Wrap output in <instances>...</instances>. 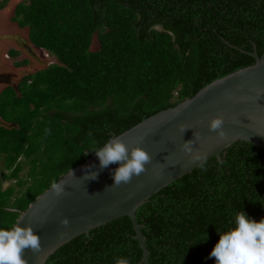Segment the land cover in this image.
<instances>
[{
  "label": "trees",
  "instance_id": "1",
  "mask_svg": "<svg viewBox=\"0 0 264 264\" xmlns=\"http://www.w3.org/2000/svg\"><path fill=\"white\" fill-rule=\"evenodd\" d=\"M8 3L0 1V12ZM12 21L55 62L0 92L1 180L15 181L0 188L5 229L92 149L254 65L253 54L264 56V0H26ZM237 211L264 218V150L243 141L137 210L149 264H215L217 230L234 227ZM135 236L122 217L72 240L46 264H140Z\"/></svg>",
  "mask_w": 264,
  "mask_h": 264
},
{
  "label": "water",
  "instance_id": "2",
  "mask_svg": "<svg viewBox=\"0 0 264 264\" xmlns=\"http://www.w3.org/2000/svg\"><path fill=\"white\" fill-rule=\"evenodd\" d=\"M31 52V47L25 45ZM256 63L217 79L200 90L193 98L163 110L118 136L129 149L139 145L152 157L147 171L134 176L128 184L111 187L113 172L119 163L100 167L96 154L80 166L67 172L57 183L63 184L59 196L49 188L19 217V226L31 225L39 237L41 249L33 254L25 250L22 258L27 264H46L50 256L81 235L108 223L129 217L135 238L143 250L140 264H149V251L137 210L155 194L180 178L192 173L233 144L243 141L264 150V56L253 54ZM224 118L225 139L209 131V121ZM187 129L182 133L178 125ZM200 139L193 145L199 159H192L181 149L185 141ZM111 140V139H110ZM89 172L97 179L89 180ZM67 218L69 224L61 221Z\"/></svg>",
  "mask_w": 264,
  "mask_h": 264
},
{
  "label": "clouds",
  "instance_id": "3",
  "mask_svg": "<svg viewBox=\"0 0 264 264\" xmlns=\"http://www.w3.org/2000/svg\"><path fill=\"white\" fill-rule=\"evenodd\" d=\"M223 125L224 118L216 116L209 121L208 128L209 131L216 132L220 139H225ZM178 129L183 133L187 127L180 124ZM46 132L50 133V129H46ZM193 136V140L185 141L180 147L195 160L200 156L194 152L193 145L200 139V135L194 132ZM91 152L98 157L101 168H106L110 164H120L113 172L114 183L111 187L130 183L134 176L146 172V165L152 161L150 154L138 144L129 149L118 136L105 142L102 147L92 149ZM70 173L73 175L71 169ZM97 175L96 172H89L85 176L89 180H95ZM50 187L58 196L64 190L63 184L55 180L51 182ZM61 224L67 226L68 219L65 217ZM217 232L220 235L219 241L209 253V258H214L215 264H264V218L255 221L244 212L237 211L234 216V227L224 232L219 230ZM204 240H207V234L200 241ZM40 249V239L33 232L31 225L21 227L18 221L11 228H0V264H27L22 258L24 251L31 250L35 254ZM115 264H130V262L125 258H117Z\"/></svg>",
  "mask_w": 264,
  "mask_h": 264
},
{
  "label": "rangeland",
  "instance_id": "4",
  "mask_svg": "<svg viewBox=\"0 0 264 264\" xmlns=\"http://www.w3.org/2000/svg\"><path fill=\"white\" fill-rule=\"evenodd\" d=\"M23 1L26 0H9L7 8L0 12V92L8 86L16 88L26 75L40 71L55 62L47 53L35 49L30 52L25 47V45L31 46L28 40V30L19 28L12 21L15 6ZM98 49L99 43L95 34L91 50L97 51ZM12 50L18 51L19 56L12 57L10 55ZM24 61L28 63L21 64ZM29 169V164H27L21 177L26 178ZM3 174H6V171L0 161V188L6 189L14 186V180H1Z\"/></svg>",
  "mask_w": 264,
  "mask_h": 264
},
{
  "label": "crops",
  "instance_id": "5",
  "mask_svg": "<svg viewBox=\"0 0 264 264\" xmlns=\"http://www.w3.org/2000/svg\"><path fill=\"white\" fill-rule=\"evenodd\" d=\"M30 47H31V49H33L32 46H30Z\"/></svg>",
  "mask_w": 264,
  "mask_h": 264
}]
</instances>
